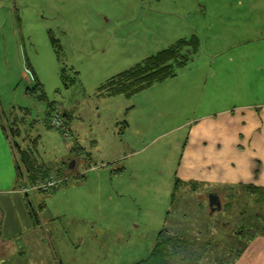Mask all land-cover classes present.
Returning <instances> with one entry per match:
<instances>
[{"label":"rangeland","instance_id":"rangeland-1","mask_svg":"<svg viewBox=\"0 0 264 264\" xmlns=\"http://www.w3.org/2000/svg\"><path fill=\"white\" fill-rule=\"evenodd\" d=\"M248 16L251 23L255 20L257 39L241 48H255L264 56V0H0V110L5 123H11L10 114L18 109L23 118L16 116L19 122L14 123H26L23 107L31 113L26 118L34 116L41 84L54 107L63 97L75 105L72 113H95L86 116L90 127H105L106 112L114 115L115 110L91 109L95 99L88 92L107 75L101 68L96 75L89 73V64L102 63L100 47H105L103 56H121L134 65L180 41L195 45L197 39L201 51L195 57L188 45L185 50L192 56L187 65L177 67L180 73L201 67L210 51L230 50L233 30L247 24ZM212 38L221 44L230 41L215 48ZM256 76L258 85L262 78ZM82 103L84 110L77 108ZM185 131L164 137L144 152L137 161L139 171L122 177L123 183L135 179V188L113 192L108 204L92 202L94 192L89 189L66 191L80 197L76 209L67 204L73 195L60 200L56 195L51 201L48 193H36L42 205V244L36 251L29 244L32 263L58 264L61 258L63 264H139L149 257L160 232V240L168 242L164 264H237L244 245L264 233V190L219 188L221 208L216 209L209 206L210 187L174 189ZM240 230H246L245 236L236 235Z\"/></svg>","mask_w":264,"mask_h":264},{"label":"crops","instance_id":"crops-1","mask_svg":"<svg viewBox=\"0 0 264 264\" xmlns=\"http://www.w3.org/2000/svg\"><path fill=\"white\" fill-rule=\"evenodd\" d=\"M244 20L247 24L232 32L230 50L223 47L210 51L201 67L177 72L129 97L110 94L102 87L111 77L132 67V63L121 56H103L105 47H100L102 63L89 64V73L96 75L101 68L107 75L88 88V92L95 99L91 109L105 106L115 110L114 115L106 112L105 127L101 124L90 127L85 120L91 118L86 116L95 113L92 110L72 113L75 105L63 97L54 107L39 83L40 104L35 107L34 116L32 113L33 117L26 118L31 114L29 109L19 107L24 110L26 123L15 124L19 122L16 116H23L21 109L10 114V124L5 123L0 110V263L33 264L28 246L33 244L36 251L42 244L39 224L42 205L35 197L42 191L25 194L20 190L23 185L48 175L66 178L59 186L44 192L49 194V200L53 201L56 195L59 200L73 195L65 193L80 188L94 192L92 202L101 204L106 200L108 204L114 199L113 192L120 194L125 187L135 188V179L123 183L122 177L127 172L139 171L137 161L142 154L181 129L186 131L174 171V189L178 185L191 190L210 187L207 190L219 197L220 204L219 188L264 190V75L260 77L264 74V56L256 54L255 48H241L257 39L252 31L255 20L251 23L249 16ZM261 35L260 32L258 36ZM210 41L216 48L230 40L222 44L215 38ZM200 45L199 42L194 51L195 57L201 51ZM73 73L77 75L78 71L73 69ZM256 73V77L262 78L258 85ZM63 87L67 90L66 85ZM77 108L84 110L83 103ZM53 112L66 120L73 141H64L50 126L48 117ZM98 145L104 146L100 150ZM75 175L78 178L71 180ZM108 193L112 196H107ZM79 198L74 196L67 204L76 209ZM29 204L37 223L29 213ZM260 236L244 247L237 264H264V233ZM57 250L65 253L66 249L57 247ZM58 264H63L61 258Z\"/></svg>","mask_w":264,"mask_h":264},{"label":"trees","instance_id":"trees-1","mask_svg":"<svg viewBox=\"0 0 264 264\" xmlns=\"http://www.w3.org/2000/svg\"><path fill=\"white\" fill-rule=\"evenodd\" d=\"M183 42L184 41H180V43L175 46L158 51L147 57L145 60L134 64L132 67L121 72L120 74L111 77L102 88L108 91V93L110 94H124L129 97L137 91L146 89L150 84L154 82H159L173 77L177 73V67L185 65L187 60L189 59L191 50L188 51V53L185 49L188 48V45H192V43L189 44ZM194 43L195 45H192L193 51H195V49H197L198 47L197 39L194 40ZM48 177L50 176L48 175L46 177H42V179ZM63 182L64 180L58 183L57 186H59ZM29 213H31L34 223H37V219L30 204ZM245 233L246 230H240L236 232V235L243 237L245 236ZM161 235L162 233L159 232L149 257L142 260L139 264H164L168 250V242H166L165 240H160ZM245 246L246 244L244 245V247ZM242 250L240 251L238 256L242 254Z\"/></svg>","mask_w":264,"mask_h":264},{"label":"built area","instance_id":"built-area-1","mask_svg":"<svg viewBox=\"0 0 264 264\" xmlns=\"http://www.w3.org/2000/svg\"><path fill=\"white\" fill-rule=\"evenodd\" d=\"M49 124L52 128H54L60 133L64 141L71 142L74 140V136L71 132V129L69 128L68 124L65 122V120L59 113L53 112L50 115ZM62 180L65 181L66 178H62L60 180V179H56L54 176H50L48 178L38 179L32 183L23 185L20 190L21 192L24 193L33 192L34 190L47 192L53 189L54 187H56L57 184L60 183Z\"/></svg>","mask_w":264,"mask_h":264},{"label":"water","instance_id":"water-1","mask_svg":"<svg viewBox=\"0 0 264 264\" xmlns=\"http://www.w3.org/2000/svg\"><path fill=\"white\" fill-rule=\"evenodd\" d=\"M215 205L216 209L221 208L220 200L218 196H215L214 194H209V205Z\"/></svg>","mask_w":264,"mask_h":264},{"label":"flooded vegetation","instance_id":"flooded-vegetation-1","mask_svg":"<svg viewBox=\"0 0 264 264\" xmlns=\"http://www.w3.org/2000/svg\"><path fill=\"white\" fill-rule=\"evenodd\" d=\"M221 200H222V199H221ZM209 206H210V208H211V207H215V205H214V204H213L212 206H211V205H209Z\"/></svg>","mask_w":264,"mask_h":264}]
</instances>
